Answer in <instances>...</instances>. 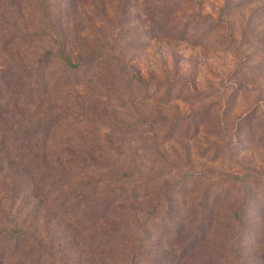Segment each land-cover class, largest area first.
I'll use <instances>...</instances> for the list:
<instances>
[{"label": "rangeland", "instance_id": "rangeland-1", "mask_svg": "<svg viewBox=\"0 0 264 264\" xmlns=\"http://www.w3.org/2000/svg\"><path fill=\"white\" fill-rule=\"evenodd\" d=\"M181 6L0 0V264H264V32Z\"/></svg>", "mask_w": 264, "mask_h": 264}, {"label": "trees", "instance_id": "trees-1", "mask_svg": "<svg viewBox=\"0 0 264 264\" xmlns=\"http://www.w3.org/2000/svg\"><path fill=\"white\" fill-rule=\"evenodd\" d=\"M168 2L173 7V13L181 11L182 6L189 9L190 14H194L205 21H211L218 19L221 21L229 22L235 21L239 24V35L244 38V35L250 30L252 32H264V0H162ZM212 1V2H211ZM218 4V5H217ZM206 6L209 7L210 11H205ZM180 10H178V9ZM228 20V21H227ZM220 21V22H221ZM230 29L227 32V36L235 43L237 39L234 33ZM232 33V34H231ZM59 59L63 61L64 65L70 67L80 68V63H73L70 56L60 54ZM4 131V130H3ZM4 134L0 130V147L4 144ZM89 158L95 160L93 163L96 167L98 156L102 157L101 150H92L86 153ZM45 158V155H43ZM25 157L23 156H11L8 150L4 148L0 149V183L2 197L0 199V213L3 211H12L16 208V202L18 200L17 194L25 192L26 187L17 181V176L20 172L28 174L26 171V165H22ZM101 168H108L107 166H100ZM110 170V168H108ZM27 172V173H26ZM22 187H19L21 186ZM31 185V182H30ZM32 186V185H31ZM5 214H7L5 212Z\"/></svg>", "mask_w": 264, "mask_h": 264}]
</instances>
